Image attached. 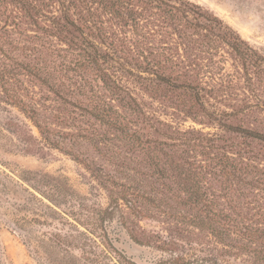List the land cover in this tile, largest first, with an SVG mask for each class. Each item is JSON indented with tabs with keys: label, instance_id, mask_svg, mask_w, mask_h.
Returning <instances> with one entry per match:
<instances>
[{
	"label": "rangeland",
	"instance_id": "obj_1",
	"mask_svg": "<svg viewBox=\"0 0 264 264\" xmlns=\"http://www.w3.org/2000/svg\"><path fill=\"white\" fill-rule=\"evenodd\" d=\"M26 1L47 16H39L38 26L25 16L22 4L12 1L3 8L8 7L12 19L31 34L44 32L38 27L49 26L53 17L62 15L63 0ZM185 1L221 18L264 56V0ZM110 4L84 0L83 11L88 16L91 8L95 23L86 27L77 21L80 28L72 39L85 51L71 50L64 56L74 62L71 75L89 79L100 72L113 75L146 113L143 127L153 148L131 155L135 161L128 166L134 169L131 177L147 181L138 171H154L149 160L153 152L168 166L167 152L174 143L183 144L173 150L185 151L179 163L186 168L195 163L212 169V159L225 150L238 159L249 155L250 162L264 169V143L222 126L264 134V84L254 75L250 82L228 47L209 53L184 38L169 20L149 17L148 25L143 18L134 22L132 17L121 18ZM78 16L71 14L75 20ZM151 52L172 59L163 71L170 83L146 70ZM211 138L221 151L210 146ZM186 139L190 141L184 143ZM131 177L125 183H132ZM205 179L211 191L223 193L222 176L208 172ZM109 207L108 192L81 163L50 147L17 109L0 102V264H169L171 256L195 264H223L218 244L198 229L156 211L151 220L131 213L123 221L110 219Z\"/></svg>",
	"mask_w": 264,
	"mask_h": 264
},
{
	"label": "trees",
	"instance_id": "obj_2",
	"mask_svg": "<svg viewBox=\"0 0 264 264\" xmlns=\"http://www.w3.org/2000/svg\"><path fill=\"white\" fill-rule=\"evenodd\" d=\"M12 1L26 8L25 16L36 26L39 16L47 18L28 7L26 0H0V102L17 109L43 141L72 156L99 181L109 195L106 213L110 219L119 217L123 221L131 213L140 220H151L156 211L213 239L223 264H264V169L254 160L250 162L249 155L238 159L225 150L212 159V169L195 163L186 168L179 163L185 151L173 150L183 144L174 143L167 152L168 166L153 152L149 160L154 171H138L147 181L131 177L134 169L128 166L135 163L131 155L153 148L143 127L146 113L113 75L100 72L93 79L71 75L75 72L74 62L64 56L85 51L72 36L80 28L77 21L86 27L95 23L96 18L89 16L91 8L87 16L82 8L84 0H63L62 15L53 17L49 26L38 27L44 32L31 34L12 19L8 7L3 8ZM107 1L117 15L132 17L134 22L143 18L148 25L149 17L169 20L180 28L184 38H191L209 53L228 47L240 60L250 82L254 75L264 84V56L221 18L199 5L185 0ZM73 13H78V20L71 17ZM149 56L155 60L149 61ZM146 60L148 72L156 74L158 81L170 83L163 72L173 63L170 57L151 52ZM180 86L196 89L191 83ZM195 97L201 100V93L196 92ZM222 126L264 143V134L225 123ZM215 139H209L210 146L221 151ZM208 172L225 180L223 193L211 191L205 183ZM130 177L132 183H125ZM168 261L195 264L183 257L171 256Z\"/></svg>",
	"mask_w": 264,
	"mask_h": 264
}]
</instances>
